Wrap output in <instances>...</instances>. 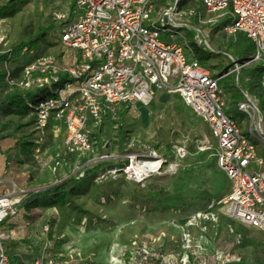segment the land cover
Wrapping results in <instances>:
<instances>
[{
    "label": "rangeland",
    "instance_id": "1",
    "mask_svg": "<svg viewBox=\"0 0 264 264\" xmlns=\"http://www.w3.org/2000/svg\"><path fill=\"white\" fill-rule=\"evenodd\" d=\"M69 1L28 0L17 14L0 17V54L10 53L20 43H26L41 28H53L48 34L47 43H41L39 53L27 47L26 51L23 49L15 53L11 62H0V72L23 66L22 76L18 80L22 85L28 66L40 57H53L65 68L73 66L76 50L62 43L59 36L62 27L54 19L55 12L70 10ZM6 2L7 0H0V5ZM189 3L208 17L204 6L194 0H189ZM231 21L230 14L218 19L215 30L210 32L211 49L196 38L194 31L187 28L179 29V43L185 46L187 44L188 61L198 59L201 66L210 71L214 78L224 74V79L230 77L229 74L234 80L236 76L239 82L237 85L241 88L242 80L249 77L248 85L257 95L264 114V92L259 88L263 64L258 61L243 68L245 77L242 76V71L237 72L235 62L253 58L256 46L245 33H238L230 38L220 33V27ZM195 47L202 49L197 52V56ZM203 49H207L209 54ZM8 83L10 82L0 81V90ZM69 88L74 90L73 84ZM58 91V85H49L43 96H56ZM226 96L229 102L228 114L240 123L243 134L250 135V121L248 125V119L236 109L231 93H226ZM12 121L19 120L16 117L2 118L3 134L18 139L19 134ZM101 121V130H92L98 139L99 148L112 155L107 161L117 163L128 158L132 152L138 154L148 151V156L151 151H156L168 164L164 167L161 165L159 170L140 182L127 179L123 174L116 177L105 174L106 176L101 177L100 173L106 172L105 165L85 162L84 157L65 151L64 125L61 122L52 120L48 130L39 133L32 126L25 128L24 131L31 136L41 137L43 145L30 161H26V165L20 162L13 164V161L9 163L7 174L14 177L13 183L8 182L10 186L3 183L4 187L0 184V191L3 192L8 186L15 198L28 192L44 198L41 202L38 198L31 202L32 207L28 209L31 215H22L20 228L27 227L24 225L26 220L34 223L36 219H46L45 224L39 226L36 244L25 237L18 239L16 244L19 246L12 245V248L21 249L23 256L32 251L28 244L36 246L43 264H65L58 259L60 257L66 258L71 264H113L111 258L118 253L117 246L129 248L133 241L153 242L157 247H168L181 252V227L191 233L195 244L203 234L209 233L213 237L216 222L212 221L211 214H214L223 227H220L221 234L216 241L221 249H227L241 258V262L235 264H264V236L227 217L225 207L219 203L229 189V180L218 166L215 136L209 125L183 103L173 83L158 90L149 105L137 103L130 106L124 117H120L119 112L116 116L110 113L105 114ZM119 125L125 131L124 152L118 143ZM12 138H0V154L3 153L1 148L6 141L14 142ZM15 144L17 145V141ZM176 146L186 148L185 158L176 157ZM58 157L65 158L67 164L57 165ZM60 163L62 164L61 160ZM170 164H174L173 169ZM92 173L98 176L89 178L86 184L79 186L78 182L92 177ZM19 186L26 191L19 193ZM101 194H105L106 198H101ZM211 196H214L212 200ZM45 197L49 200H45ZM21 201L19 200L18 214H23L24 211L20 207ZM11 217L4 220L3 228L5 225L11 226L5 224ZM47 223L49 232L45 235L42 233ZM237 228H240L239 232ZM59 237L65 240V244L61 246L62 255L55 254L54 251V240ZM246 238L250 241H245ZM9 258L10 262L15 259Z\"/></svg>",
    "mask_w": 264,
    "mask_h": 264
},
{
    "label": "built area",
    "instance_id": "2",
    "mask_svg": "<svg viewBox=\"0 0 264 264\" xmlns=\"http://www.w3.org/2000/svg\"><path fill=\"white\" fill-rule=\"evenodd\" d=\"M194 1L204 6L208 17L182 0H70V10L55 12L54 19L62 24V43L76 50L73 66L65 68L53 57H41L28 66L29 79L24 86L59 83L63 75L69 77L71 81L62 83L55 98L38 107V126L44 128L52 120L61 122L65 151L86 158L88 163H97L112 158L108 151L99 148L92 130H101L105 114L116 116L125 105H149L158 90L173 83L185 104L209 125L215 136L218 166L229 180V189L219 202L225 207V214L264 236V114L248 85L250 78L242 80L243 99L236 104L248 125L250 121L247 136L227 112L226 91L219 84L224 74L214 78L196 58L188 61L187 44L178 39L180 28L191 29L211 49L210 32L215 30L219 18L230 14L232 21L220 27V33L226 38L245 33L256 46L255 56L245 62L236 61L235 68L240 73L250 63L261 61L263 77L259 88L264 92V0ZM34 71L40 76L33 75ZM71 84L74 90H70ZM146 153L132 152L125 158L124 167L109 169L100 176L123 174L140 182L168 164L156 151L148 156ZM175 154L178 159L185 158L186 148L176 146ZM150 165L154 168L150 169ZM170 166L173 169L174 164ZM11 191L8 186L0 191V264H12L4 246L9 235L2 223L18 214L21 199ZM211 219L218 218L211 214ZM181 231V252L157 247L153 242L133 241L129 248L117 246L118 253L111 260L113 264L241 262L227 249L200 250L191 233L184 227ZM47 232L48 223L42 234Z\"/></svg>",
    "mask_w": 264,
    "mask_h": 264
},
{
    "label": "trees",
    "instance_id": "3",
    "mask_svg": "<svg viewBox=\"0 0 264 264\" xmlns=\"http://www.w3.org/2000/svg\"><path fill=\"white\" fill-rule=\"evenodd\" d=\"M28 0H7V2L3 5H0V17L1 18H6V17H11L18 12L21 11L22 7L27 4ZM182 3L184 4H189V0H182ZM56 25V24H55ZM62 24L58 23V26H61ZM52 27H47V28H41L38 32H36L33 37H31L26 43H20L17 45L15 48L12 49L10 53H5V54H0V62H11L12 61V56L15 53H18L22 51L25 48H29L32 50L37 51L38 53L41 51L40 45L42 42L47 43V37L49 32L52 30ZM27 48V49H28ZM199 50H202L201 48L195 47V56H197V52ZM206 53H208L207 49H203ZM209 54V53H208ZM232 56V55H230ZM234 57V56H232ZM41 58V57H40ZM39 59V58H38ZM198 60V59H197ZM234 68V67H233ZM24 67L23 66H17L12 69L4 70L0 72V81L1 82H6L9 81L7 86H4L0 90V138H12V135H6L3 134V126L1 124L2 118H8V117H16L18 118V122L12 121L14 129L17 134H19L17 140V145L16 147L19 149L21 156L23 157V160H20V162L24 161H29L31 160L32 156L34 153L38 150L40 146L43 145L41 142L42 138H37L31 136V134H28L24 131L25 128L27 127H34V131L36 133H39L40 131H46L50 127V124H48L44 128H39L38 126V121H39V116H38V107L40 106L41 103H44L46 100L49 98H55L56 96L50 95L48 98L43 96V93H45V90L49 87V85H58L59 89L62 87V83L64 81H71L67 75H63L61 77V82L56 83L53 82L51 84H45L43 86H31V87H25L24 84L28 81L29 76L25 75L22 85L19 84V79L22 76ZM242 71V70H241ZM240 71V72H241ZM226 72H229L227 70ZM225 72V73H226ZM33 75L35 76H40L39 72H32ZM230 77H226L224 79H221L219 84L220 86L226 91V93H231L232 97L234 98V104L236 105L238 101L243 99V94L241 92V88L237 85L239 84L237 77L235 76L234 80L231 79V75H228ZM242 76L245 77L246 74H244V71H242ZM241 76V77H242ZM182 99V98H181ZM183 103L184 100L182 99ZM130 106H123L122 109L119 111L120 117H124L125 114L129 111ZM193 110V109H192ZM194 112V110H193ZM195 113V112H194ZM196 114V113H195ZM197 115V114H196ZM124 127L122 125L118 126V137H119V147L122 152L125 151L126 145L124 143L125 139V134H124ZM44 133V132H43ZM42 134V133H41ZM203 153V152H202ZM201 154V153H200ZM204 155V154H201ZM85 158V162H86ZM110 161H101L99 164L105 165V170L113 169V168H122L126 165V160H121L120 162L117 163H112ZM95 164V163H92ZM90 164V166L92 165ZM102 168V169H103ZM90 171L92 169H89ZM100 173V172H99ZM104 173L101 172L100 175ZM98 174V172H97ZM97 174L92 173V177H88L86 180H80L78 183L80 184L79 186H82L87 183V180L89 178L93 179V177L98 176ZM90 176V175H88ZM100 177V176H99ZM77 180V179H76ZM101 198H106L105 194H101ZM109 197V196H107ZM38 198V201L43 200L44 198L41 196H35V193L28 192L26 193L25 197L21 199V205L22 209L25 211H28L29 208L32 207L31 202ZM214 196L210 197V200H212ZM45 200H49L48 197H45ZM41 202V201H40ZM21 209V210H22ZM219 229V228H218ZM221 229L218 230L220 232ZM65 244L64 239H56L54 243V251L56 252L55 254H60L61 252L59 251L60 247ZM10 257V256H9ZM60 257V256H59ZM65 264H71L68 262V260L64 257L58 258ZM10 260V258H9ZM81 264V263H80Z\"/></svg>",
    "mask_w": 264,
    "mask_h": 264
},
{
    "label": "crops",
    "instance_id": "4",
    "mask_svg": "<svg viewBox=\"0 0 264 264\" xmlns=\"http://www.w3.org/2000/svg\"><path fill=\"white\" fill-rule=\"evenodd\" d=\"M59 122V121H56ZM14 139V142H9L6 141L5 144H3L1 150L3 153L0 154V179L2 180V184H7L8 186L9 183L11 182V184L13 183L12 179L14 178L10 173L7 174V170L9 168V163L11 161L14 162H20V160H23V157L20 154L19 149L16 147V139ZM55 159V158H54ZM60 160L62 162V164L60 163ZM63 160V161H62ZM66 159L63 158L61 159V157L56 158V163L57 165H66L67 162L65 161ZM30 161V160H29ZM21 163V162H20ZM26 165V161L22 162ZM11 179V180H10ZM3 184V187H4ZM3 189V188H2ZM19 193H22V191H26L23 190L20 186H19ZM29 191V189H27ZM26 194H20L17 195V198L23 199L25 197ZM23 214H17L15 216H12L11 219L9 220V222L5 223V224H10L12 226H8L5 225L4 226V230L6 231V233L9 235V238L5 241L6 243V250L9 254L10 257H14L15 259L12 260V264H38L39 262L42 261L41 257H39L40 253H38V249L35 248L36 246H31L30 244H28L27 246L30 247V249L32 250L28 255H23V253H21V249H17L15 248L16 246H19L18 244H16L19 240L18 239H24L25 237L27 239L32 240V242H34L36 244V241L38 240V231H39V226L40 225H44V220L46 219L45 217L43 218H39L36 219L34 223H31L29 221H25L24 225H26L27 227H25V229L20 228L21 226V222L23 221L21 218L23 217L22 215H26L29 217V215H31L28 211H23ZM214 224V233H213V237L211 236V234H203L202 236H200V239L198 240L197 246L200 250L204 249L208 252H215L216 250L221 249V245L216 241V238L219 237V235L221 234V231L218 232L219 229L223 228L221 227L222 224L218 223V219ZM219 227V229H218ZM221 227V228H220ZM240 228H237V231L239 232ZM40 239V238H39ZM56 239H61V237L59 238H55ZM54 240V241H55ZM12 245H15V247L12 248ZM64 245V244H63ZM59 251L61 252L59 255L63 254L62 251V247H60ZM69 263H71L70 261H68Z\"/></svg>",
    "mask_w": 264,
    "mask_h": 264
},
{
    "label": "bare ground",
    "instance_id": "5",
    "mask_svg": "<svg viewBox=\"0 0 264 264\" xmlns=\"http://www.w3.org/2000/svg\"><path fill=\"white\" fill-rule=\"evenodd\" d=\"M153 165H150V169H153ZM142 169H139V171H141ZM245 241L249 242L250 240L248 238L245 239Z\"/></svg>",
    "mask_w": 264,
    "mask_h": 264
}]
</instances>
